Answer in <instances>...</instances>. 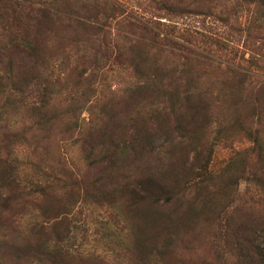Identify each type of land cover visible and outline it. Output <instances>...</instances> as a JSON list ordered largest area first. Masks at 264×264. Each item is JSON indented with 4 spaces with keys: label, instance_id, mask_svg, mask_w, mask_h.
I'll return each instance as SVG.
<instances>
[{
    "label": "rangeland",
    "instance_id": "1",
    "mask_svg": "<svg viewBox=\"0 0 264 264\" xmlns=\"http://www.w3.org/2000/svg\"><path fill=\"white\" fill-rule=\"evenodd\" d=\"M32 1L47 8L36 11L44 57L0 54V154L26 192L0 190V264H51L39 251L65 264H255L264 169L249 132L264 143V39L251 14L224 15V0L186 15L157 0ZM11 17L0 3V34ZM182 75L201 102L173 106L166 89ZM48 79L50 132L26 115ZM91 132L107 134V149L90 147ZM150 176L170 201L143 203ZM13 239L33 247L18 254Z\"/></svg>",
    "mask_w": 264,
    "mask_h": 264
},
{
    "label": "trees",
    "instance_id": "2",
    "mask_svg": "<svg viewBox=\"0 0 264 264\" xmlns=\"http://www.w3.org/2000/svg\"><path fill=\"white\" fill-rule=\"evenodd\" d=\"M158 3L161 5L162 8L168 9L172 13L176 15H186L189 13H201V8L203 7L205 9H210L213 11L215 7H217V1L219 0H157ZM0 3H4L5 6H9L11 10V20L7 18L9 22V27L4 28L7 31L6 33L0 34V54H4V51L8 50H23L26 51L30 56L36 57L37 59L43 58L45 53V47L47 45V40L44 37L45 40H43L42 36L39 34L42 30V20L44 18H41L37 15L36 11L38 10L39 13L47 11V8L41 9L35 7V4L32 0H0ZM224 7L220 10L224 15L229 14L231 12L230 9L234 11V13H239L240 11L246 12L248 14H251V20L250 24L248 26V30H253L254 33L259 37L264 39V0H224ZM194 5L195 8H190ZM115 10H122L118 5L113 4L112 6ZM9 13V12H7ZM146 31H151L154 34V30L150 29L149 27H144ZM37 32V33H36ZM167 45H172L173 47L181 50L186 49V46L182 43H176L172 39L167 40ZM177 53V52H176ZM175 55H178V57H181V53H177ZM2 56V55H0ZM185 56V55H184ZM184 57L183 59H185ZM45 59V58H44ZM13 65V63L11 62ZM11 71V70H10ZM181 72L185 73L184 70ZM190 72L188 71L187 74ZM23 75V80H26V73H18ZM46 75V74H45ZM241 75L247 77V72H241ZM48 77V76H47ZM183 75L178 77V79L173 83L170 84L169 90L166 89V91L169 93V99L173 102L174 107H182L185 106L187 101H192V98L197 96V101L201 102L199 99L200 93L194 92V94H190L192 89L189 85H183L179 80L182 79ZM2 78V77H1ZM49 78V77H48ZM3 79V78H2ZM9 79L13 80V77L10 76ZM194 79V78H193ZM16 82L13 84V89L16 90L18 93H24L25 89L27 88L28 84L18 83L16 80H13ZM12 81V82H13ZM53 80L48 79V84L44 86H40L38 90V97H39V103L40 105H32L29 108V112L26 114L29 116V120L32 123V125L38 126V128H43L47 131H51L52 127V119L53 116L51 115L53 111L58 109V106L53 105ZM185 86V87H184ZM182 87H184L182 89ZM237 87H240V85H237ZM88 93H85L87 95ZM15 98V97H14ZM19 102L21 100L18 99V96L15 98L13 103H15V107L20 106ZM18 108V107H17ZM20 108V107H19ZM18 108V109H19ZM95 132V131H94ZM94 132L90 133V139H88V144L91 147V144L94 146L101 147L104 151L106 147V140H107V134L100 135L98 134L96 137L94 136ZM249 135L254 143L252 150L257 151V159L258 163L261 164V168L264 169V143L261 137H259V134L253 133V131L249 132ZM93 136V140L91 137ZM91 143V144H90ZM136 145V142H132V146ZM138 145V144H137ZM119 144H116V148H119ZM92 148V147H91ZM93 150V149H92ZM108 151H112L108 149ZM146 151V150H145ZM38 152V148L36 147L34 150V153L36 154ZM114 153H117V150H113ZM123 152H125V149H123ZM15 162V161H14ZM11 163V160L9 157L3 158L0 154V166H6V168L9 170L8 172L3 170L0 171L3 173L5 171L6 173H10L13 176H10L9 179H7V176L0 175V180L3 179L2 182H0V190H13L11 192L12 195H19L23 196L26 194L25 188L21 186V181L18 180V177L20 176V173H23V171L15 174L16 170L15 167L13 168L12 165H9ZM8 165V166H7ZM16 168L18 167L16 163ZM14 174L16 175V178L14 177ZM4 175V174H3ZM8 181H11L13 186H11ZM155 183V178L153 176H150L146 179V181L139 182L142 188V191L147 193V195H143L142 201L144 204H154L158 205L160 200L164 199L166 202L171 200V196L167 195L168 191L165 189L164 186L157 187ZM151 200V202H150ZM14 243V249L19 254V251H23L25 248L33 247L30 243L24 244V247L20 246L15 239H13ZM10 243V242H9ZM9 243L5 244L3 246V250H7ZM17 243V244H16ZM257 252L255 254L251 255L249 257L250 260H252L255 264H264V248L257 247ZM9 252V251H8ZM38 255L40 256V261L46 262L50 261L51 264H65V258L64 256H61V259H59V254L54 253H45V251H39ZM17 258V257H16ZM20 258V257H19ZM18 258V259H19ZM47 264V263H46Z\"/></svg>",
    "mask_w": 264,
    "mask_h": 264
}]
</instances>
